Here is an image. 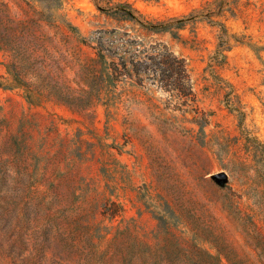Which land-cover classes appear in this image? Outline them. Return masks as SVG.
Wrapping results in <instances>:
<instances>
[{"label": "rangeland", "instance_id": "rangeland-1", "mask_svg": "<svg viewBox=\"0 0 264 264\" xmlns=\"http://www.w3.org/2000/svg\"><path fill=\"white\" fill-rule=\"evenodd\" d=\"M0 264H264V0H0Z\"/></svg>", "mask_w": 264, "mask_h": 264}, {"label": "trees", "instance_id": "trees-1", "mask_svg": "<svg viewBox=\"0 0 264 264\" xmlns=\"http://www.w3.org/2000/svg\"><path fill=\"white\" fill-rule=\"evenodd\" d=\"M123 15L138 21L149 31H163L169 29V26L171 25L170 23L168 24L162 21L141 22L138 20V17L134 16L132 11L129 10L127 12L125 11ZM177 23V27H182L184 25L181 21H178ZM160 54L158 53L157 56H148L149 62L146 63V65L148 66L150 72L147 73V78L151 80L152 83L158 82L160 87H172L176 81L173 76V69H177L179 74L178 77L182 84L187 88V94H189L191 91V85L184 59H178L168 51ZM180 94L185 95L186 93L181 91Z\"/></svg>", "mask_w": 264, "mask_h": 264}]
</instances>
